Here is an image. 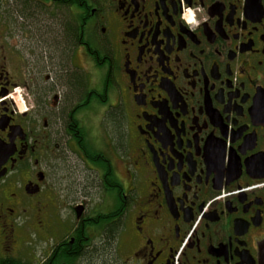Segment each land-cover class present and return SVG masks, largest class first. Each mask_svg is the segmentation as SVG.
<instances>
[{
    "label": "flooded vegetation",
    "instance_id": "flooded-vegetation-1",
    "mask_svg": "<svg viewBox=\"0 0 264 264\" xmlns=\"http://www.w3.org/2000/svg\"><path fill=\"white\" fill-rule=\"evenodd\" d=\"M0 264H264V0H0Z\"/></svg>",
    "mask_w": 264,
    "mask_h": 264
},
{
    "label": "rangeland",
    "instance_id": "rangeland-1",
    "mask_svg": "<svg viewBox=\"0 0 264 264\" xmlns=\"http://www.w3.org/2000/svg\"><path fill=\"white\" fill-rule=\"evenodd\" d=\"M54 11V10H53ZM80 65L82 62L77 59ZM89 71V69H88ZM90 75V74H89ZM90 77V85L93 89L96 90L98 94H103L104 91L106 92V100L102 103L97 100H92L90 105L83 108L80 112L83 116V120L85 125L81 127L83 128V136L85 140L86 146L90 149L92 153L97 151H105L106 146H104V140L107 141L105 138V130L107 128L108 131V138L113 144V152L111 154V150L107 149L108 155H112L115 157H121L124 160H128V154L125 149L124 139H123V132H122V124L121 119L123 117V113L119 110L117 106V91L116 87L113 84L106 85L105 82V75L104 70L96 68L91 72ZM122 116V117H121ZM119 151H118V150ZM125 150V151H124ZM113 164L115 167L117 175L120 177L121 180H125L123 170L120 169V164H118L115 160H113ZM74 171V170H73ZM73 171H70L74 177ZM122 171V172H121ZM73 180L70 183L65 184L64 188L68 189V192L72 194L74 191V185H72ZM102 197L101 188L98 185L95 193V198L93 199L95 203H99ZM117 201L115 198V192L109 191L107 193V206L110 209L116 207Z\"/></svg>",
    "mask_w": 264,
    "mask_h": 264
},
{
    "label": "clouds",
    "instance_id": "clouds-1",
    "mask_svg": "<svg viewBox=\"0 0 264 264\" xmlns=\"http://www.w3.org/2000/svg\"><path fill=\"white\" fill-rule=\"evenodd\" d=\"M199 11V9H191V8H185L182 13V19L188 23L189 25L197 24L198 21L195 20V12Z\"/></svg>",
    "mask_w": 264,
    "mask_h": 264
},
{
    "label": "trees",
    "instance_id": "trees-1",
    "mask_svg": "<svg viewBox=\"0 0 264 264\" xmlns=\"http://www.w3.org/2000/svg\"><path fill=\"white\" fill-rule=\"evenodd\" d=\"M70 87H71L72 93H73V90H75V86H74L73 81H70ZM79 134H80V138H81V135H82L81 132Z\"/></svg>",
    "mask_w": 264,
    "mask_h": 264
}]
</instances>
